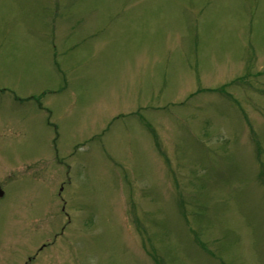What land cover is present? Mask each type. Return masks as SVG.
I'll return each mask as SVG.
<instances>
[{"label": "rangeland", "instance_id": "obj_1", "mask_svg": "<svg viewBox=\"0 0 264 264\" xmlns=\"http://www.w3.org/2000/svg\"><path fill=\"white\" fill-rule=\"evenodd\" d=\"M0 187V264H264V0H0Z\"/></svg>", "mask_w": 264, "mask_h": 264}, {"label": "flooded vegetation", "instance_id": "obj_2", "mask_svg": "<svg viewBox=\"0 0 264 264\" xmlns=\"http://www.w3.org/2000/svg\"><path fill=\"white\" fill-rule=\"evenodd\" d=\"M5 197V193H4V189H3V198ZM2 198V199H3ZM2 199H0V200H2ZM39 256V247H38V250L32 255V256H30V257H27V263L29 262V263H31L32 261H34L37 257ZM26 264V263H25Z\"/></svg>", "mask_w": 264, "mask_h": 264}, {"label": "water", "instance_id": "obj_3", "mask_svg": "<svg viewBox=\"0 0 264 264\" xmlns=\"http://www.w3.org/2000/svg\"><path fill=\"white\" fill-rule=\"evenodd\" d=\"M0 197H2V192H1V190H0Z\"/></svg>", "mask_w": 264, "mask_h": 264}]
</instances>
